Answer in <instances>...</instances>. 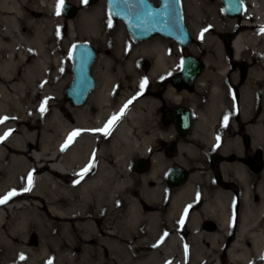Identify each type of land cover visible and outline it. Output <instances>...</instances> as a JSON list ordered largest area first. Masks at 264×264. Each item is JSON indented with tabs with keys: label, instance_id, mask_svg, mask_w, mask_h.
I'll use <instances>...</instances> for the list:
<instances>
[{
	"label": "bare ground",
	"instance_id": "bare-ground-1",
	"mask_svg": "<svg viewBox=\"0 0 264 264\" xmlns=\"http://www.w3.org/2000/svg\"><path fill=\"white\" fill-rule=\"evenodd\" d=\"M27 1L28 7L0 0V118H8L0 123V137L9 133L0 141V198L18 193L0 204V264H218L221 255L229 264H264V167L259 173L253 170L255 174L238 164L225 169L242 188L237 212L222 187L212 199H194L192 192L188 195L191 185L172 190L169 209L146 212L130 196L137 185L130 162L136 153L146 157L153 122L149 113L138 111L142 102L128 104L108 136L91 130L103 128L130 100L113 86L112 76L100 77L89 101L70 108L68 120L56 110L67 81L61 48L68 50L75 39L90 40V33L102 32L98 9H82L74 21L56 15L58 0ZM245 2L250 8L242 20L222 19L235 32L229 45L216 40L220 20L213 22L209 36L195 28L198 21L191 27L193 36L197 42L208 40L209 48L194 46L190 53L204 63L199 82L206 83L201 86L211 92L210 100L240 106L237 121L264 152V0ZM202 6L192 5L197 18ZM34 10L42 12L39 19L32 16ZM78 27L83 35L77 34ZM146 43L141 54L151 63L146 76L169 72L175 62L165 44ZM135 52L125 56L124 72L139 81L143 74H136L140 55ZM239 63L248 67L243 75L237 74ZM77 130L80 134L62 152ZM93 153V166L81 178L77 173ZM164 172L165 166L154 159L153 168L142 174L148 178L144 202L161 198L156 189L163 181L151 188L149 179L163 178ZM29 173L32 188L25 192ZM193 203L197 207L190 211L187 206ZM206 222L209 228L203 226Z\"/></svg>",
	"mask_w": 264,
	"mask_h": 264
},
{
	"label": "flooded vegetation",
	"instance_id": "flooded-vegetation-1",
	"mask_svg": "<svg viewBox=\"0 0 264 264\" xmlns=\"http://www.w3.org/2000/svg\"><path fill=\"white\" fill-rule=\"evenodd\" d=\"M23 1L17 0V3L28 7V1ZM100 1H102L103 6L107 10L106 0H88L87 3H83L82 0H64V4L75 7L77 15L82 9L100 8ZM149 1L153 6H158L160 3V0ZM196 1L181 0L183 21L191 37L193 35L190 26L205 16L203 11V15L201 18L199 17L204 9L198 8L200 10L199 18L196 17V12L192 5L201 3ZM219 4L218 11L223 16V19L233 20L234 18L228 17L224 13L223 4L220 0ZM201 5L203 4L201 3ZM109 19H111V22L122 24L121 21L115 20L110 16ZM230 35L232 37L235 36V32L227 31L221 35L220 38L224 44L223 38ZM127 38L122 43L123 50L118 51L120 57L127 56L123 55L125 51L129 54L130 48L134 49L135 45L142 43L134 41L128 34ZM154 38L165 44L168 56L172 59L171 61L175 62V65L170 68L169 72L153 78L149 88L143 90L142 94H140V80L136 81L133 78V86L137 88V91L132 95L131 103L142 102L140 106L144 107L145 111L149 113L150 120L153 121L152 129L149 132L151 135L148 142V153L145 158H139L136 161L141 160L147 165L146 172L153 168L154 159L157 162L160 161L165 166V172L162 177L166 185L171 190L191 185L188 195L192 192L189 196L194 199H202L204 197L212 199L216 194L217 188L222 187L223 191L231 194L232 209L233 212H237L239 205L237 203L236 181L233 173L230 172L228 174L225 169L238 164L258 172L262 169V151L260 147L253 146L251 137L247 135L244 126L241 130L235 128L237 120L240 119L238 116V108L240 106L237 107L236 103L231 104L228 102L223 104L220 102L213 103L210 100L211 92L201 86V84L205 85L206 83L199 82L205 71V66L202 65L201 70L195 72L189 66L184 65L188 58L195 57L190 53L189 46L180 47L179 44L172 40L160 36ZM96 50L98 57L91 67L95 86L88 95L85 104L97 87L99 78L102 77V72L98 68L100 50L97 48ZM105 59L108 60V71H113L111 74L106 71L108 75L112 76L111 82L113 86L118 87L119 90L120 88L122 89L124 85L121 80L125 77L124 67L115 64L116 62L111 56H105ZM181 61L184 62L182 68L180 66ZM143 62L148 64L147 68L142 67ZM234 68L236 69V67ZM140 69L148 72L151 69V64L142 59L136 64V70L138 71L136 74L139 77ZM114 70L116 73H114ZM238 73L243 75L245 71L241 69ZM72 79L71 77V81ZM140 106L138 111H141ZM73 108L78 107L73 106ZM225 116L229 118L226 127L222 126ZM217 136L220 137V146L214 148L217 143ZM237 149L239 153H237ZM258 152L260 154L259 158L257 157ZM258 160L261 163L260 167L255 168L254 166ZM178 173L184 174L183 183L179 186L168 184V180L175 182ZM187 207L191 211L197 205L193 203ZM203 226L209 228L211 223L206 222Z\"/></svg>",
	"mask_w": 264,
	"mask_h": 264
},
{
	"label": "water",
	"instance_id": "water-1",
	"mask_svg": "<svg viewBox=\"0 0 264 264\" xmlns=\"http://www.w3.org/2000/svg\"><path fill=\"white\" fill-rule=\"evenodd\" d=\"M220 1L228 17L237 18L242 14V0ZM106 2L109 16L121 21L128 35L137 42L148 40L153 36H161L179 44L180 47L191 43V37L182 17L181 0H160L158 6H153L149 0H106ZM61 11L67 19L76 15V8L68 4H64ZM223 39L225 44H228L233 37L230 35ZM74 46L71 49L73 81L65 88L64 97L72 106L80 107L84 105L88 95L94 89L95 81L91 74V67L98 53L92 45L85 42L76 43ZM184 65L195 72L202 68V62L196 58H188ZM147 66L148 64L143 62L142 67L147 68ZM259 155L258 152V158ZM260 164L258 160L254 167L258 168ZM134 169L136 172H145L147 165L138 160L134 164ZM183 180L184 174L178 173L175 182L168 180V184L179 186Z\"/></svg>",
	"mask_w": 264,
	"mask_h": 264
},
{
	"label": "rangeland",
	"instance_id": "rangeland-1",
	"mask_svg": "<svg viewBox=\"0 0 264 264\" xmlns=\"http://www.w3.org/2000/svg\"><path fill=\"white\" fill-rule=\"evenodd\" d=\"M30 1H32V0H30ZM200 2L201 3L203 2L202 3L203 4L202 9H204V10H202V15H203V11H204L205 16H203V18L201 20H199V22L203 21L204 23L202 22V24H200L198 26L197 25L199 23L198 22L195 25V28L197 27V30L201 29V31L204 34H207V32L209 30H211V25H213V22L215 20H220L219 21V23H220V31L217 32V33L214 32V34L216 36V40H218L222 44V46L224 47L225 44L223 43V41L221 40L220 37H221V35H223L224 33H226L228 31L227 30L228 23H227V21H223L222 20L223 16L218 11V7L220 6L219 0H200ZM256 2H261V0H256ZM99 7L100 8H98V13H99V17L100 18L102 17V22H103V27H104L102 32L94 33V34L90 33V36H91L90 40L81 39V38L75 39L74 41H72L69 44L68 50L67 49L64 50L63 48H61V50H62V58L64 59V62H63L62 66H64V68L67 69V71H66V76H67L66 83L67 84L66 83L63 84V86H61V88L59 90V97L58 98L60 99V101L58 100V104L56 106V110L62 115V119L63 120H68L72 116L71 113H70V108H73V107L69 106L70 103H67L68 101L65 99L63 92H64V89L71 82V61H70V58H69V51H70V47L74 43H77V42H89L93 46H95L97 49L100 50V55H99V58H98V68H99V71L102 72V74H101L102 76H103V74L108 75V72L110 74H111V72H113V71H111V72L108 71V67H107L108 60L105 59V56H111L113 58V60L116 62L115 64H118L119 66L121 65V67H124V69H125V63L128 60V59L125 58V56L124 57L123 56L120 57L119 56L120 54L118 53V51H120V50L122 51L123 50V45H121V40L128 39L127 38V33L125 31L124 26L121 23L112 22V26L109 27L108 26V20H107V19H109V16L107 14V11H106L105 7L103 6L102 1H100ZM244 7H245L244 8V14L242 16L246 15L248 9L250 8L248 3L245 2V0H244ZM28 9H32V6H30ZM80 12H81V10L77 13V15L72 20L76 21V19L79 16ZM41 15H42L41 11L34 10L32 16L35 19H39L41 17ZM202 15H200V16H202ZM59 17H57V18H59ZM242 19H243L242 17H238L237 19H234L233 21L237 20L239 22ZM191 27L192 26H190V29H191ZM205 29H207V31H205ZM76 32L79 35H81V34L83 35V31H81L79 29V27H78ZM193 33H192V35H193ZM192 37H193V39H192L191 45L189 46V50L191 48H193L194 46L197 49H202V50L209 48V43L210 42L208 40H205L203 42L202 41L201 42H197V40L194 38V36H192ZM151 40H156V38L150 39L148 41H151ZM118 41H120V44H119ZM146 42H143V43H140L138 45H135L136 47L134 46L135 47L134 49L130 48V54L133 52V50H134V52L139 50V53H137V54L140 55V57L137 56V58L139 60L138 59L136 60L137 61L136 64H138V62L141 61L142 59L146 60L141 55V54L144 53L143 50L147 46ZM261 42L264 44V40H261ZM126 52L127 51H125V53L123 55H128L129 56V54L126 53ZM146 61H148L150 63L149 60H146ZM238 65L240 67V70L242 69L245 72L247 71V68H248L247 65L243 66L240 63ZM138 66H137V68H138ZM106 71H108V72H106ZM140 72H142L143 75H142V78L140 79L139 83H141L142 80H147V84H146V86L144 88V90H146V89L149 88V85H150V82L152 81V78L147 77L146 76L147 72L144 71L143 69H140ZM114 73H116L115 70H114ZM124 74H125V77H124V79L121 80V82L124 85V87L122 89L120 88L119 92H122V93L124 92L123 94L129 100V99L132 98V95L137 91L136 90L137 88H134V86H133L134 85L133 75L131 73L127 72V71H125ZM237 74L241 75V73H237ZM140 110H141L140 111L141 115L146 114V111H145V109H144V107L142 105L140 106ZM242 124L243 123H241L240 121H237L235 128L237 130L243 129V125ZM32 130H35V129L32 128ZM142 131H145V130L143 129ZM254 147H256V146H254ZM261 151H262V168H263L264 167V152H263V150H261ZM139 157L140 156H138V154L136 153V155L134 156L133 160L130 162V173L135 178L136 184H137L130 191V196L135 198V199H137L139 201V203H140L141 208L142 209L146 208L145 209L146 212H147V210H148V212H152L154 210L169 209L170 208V203H169V199L168 198L172 196L171 195L172 194V190L166 185L165 181L163 180V178H161V176H160V179H158V180L157 179H149L150 180L149 183H150V187L153 188L154 186L157 185L158 182L163 181L161 183H163L164 185H162L161 187H160V185H158L157 189H156V191H158V195L161 196L162 199L159 198V200H157V201L156 200H148V202H144V199H143L144 182H145L144 179H148V178H147L146 175L138 174V173H136L133 170V163L137 159H139ZM248 170H250L251 173L253 172L252 169H248ZM259 172L260 171H258L257 173H259ZM160 175H161V173H160ZM256 177H257V175H256ZM260 179L256 180L254 183L260 182L261 181ZM241 191H242V188L240 187L239 184L236 183V194L240 195ZM252 201H253L254 204H257L258 201H259V198H257V196H255L254 198L252 197ZM237 203H238L239 208H240L241 203L239 202V198H238ZM239 208H238V210H239ZM159 222L161 223L163 221H159ZM176 250H178V249H176ZM186 256H187V258H189V253ZM217 261H218V264H229V260H228V258L225 255H221L217 259Z\"/></svg>",
	"mask_w": 264,
	"mask_h": 264
},
{
	"label": "snow or ice",
	"instance_id": "snow-or-ice-1",
	"mask_svg": "<svg viewBox=\"0 0 264 264\" xmlns=\"http://www.w3.org/2000/svg\"><path fill=\"white\" fill-rule=\"evenodd\" d=\"M83 3H87L88 0H82ZM64 6V0H58V3L56 5V15H60L61 13V9L62 7ZM108 26L111 27L112 26V22H111V19L108 20ZM205 31H207V29H205ZM57 36H59V29H57ZM203 36V33H201V37ZM75 47V46H74ZM71 51L69 52V58H71ZM183 61H181V68L183 66ZM147 84V80H142L141 83H140V90H141V93L143 92L145 86ZM135 98V97H134ZM132 101L129 100L128 103H126L123 108H121L120 110V113L119 115H114L112 116L108 121L107 123L104 125L103 128H100V129H94V130H91L93 132H99L101 135L103 136H108L111 132V129L112 127L114 126L115 122L119 119L120 116H122L124 114V111L125 109L128 107V104H130ZM46 103L45 102H42L41 103V106H40V111L41 113H43L45 111V107H44V104ZM6 119H8L7 117H4V118H0V123H3ZM228 116H225L223 118V123H222V126L226 127L228 125ZM80 134L79 130L77 131H74L72 132L69 137L67 138V140L65 141L64 145H62L61 147V151L63 152L68 146L69 144L74 140V138L76 136H78ZM9 135V133H5L3 137H0V141H2L3 139H5L7 136ZM216 140H217V143L216 145L214 146V148H218L220 146V137L217 136L216 137ZM95 158V154L93 153V157L92 159L89 161L88 165L82 169V171L80 173H77L78 176H80L81 178L88 173V171L90 170V168L93 166V163H92V160H94ZM75 183H79V180L75 181ZM32 188V173H29L28 174V177H27V187H25L23 189V191L27 192V191H30ZM18 193L13 190V191H10L7 193V195H5L4 197L0 198V204H4L6 203L8 200H10L13 196L17 195ZM187 214V209H185V215ZM180 223L183 224V217L181 218L180 220ZM166 235V234H165ZM156 245H154L155 247ZM21 260L25 259L23 256L20 257ZM262 260H264V256L261 257ZM48 264H51V261L48 262Z\"/></svg>",
	"mask_w": 264,
	"mask_h": 264
}]
</instances>
